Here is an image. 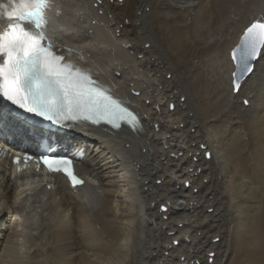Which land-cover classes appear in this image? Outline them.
<instances>
[{
    "label": "bare ground",
    "instance_id": "bare-ground-1",
    "mask_svg": "<svg viewBox=\"0 0 264 264\" xmlns=\"http://www.w3.org/2000/svg\"><path fill=\"white\" fill-rule=\"evenodd\" d=\"M47 17L54 51L143 131L55 133L83 153L77 188L0 166V264H264V52L239 90L230 57L264 0H51ZM0 132L42 136L1 108Z\"/></svg>",
    "mask_w": 264,
    "mask_h": 264
},
{
    "label": "snow or ice",
    "instance_id": "snow-or-ice-1",
    "mask_svg": "<svg viewBox=\"0 0 264 264\" xmlns=\"http://www.w3.org/2000/svg\"><path fill=\"white\" fill-rule=\"evenodd\" d=\"M50 4L51 0H0V17L8 21L0 28V96L57 124L65 121L103 123L116 130L124 125L132 131H143L137 115L109 90L99 86L89 72L55 53L46 31V11ZM57 31L53 29L54 35ZM262 52L264 21L254 20L232 49L234 90H239L241 81L253 71V62ZM30 159L32 157L25 156L26 161ZM74 159L76 157L42 155L39 162L49 172L65 175L75 187L83 181L74 173ZM14 162L18 163V158Z\"/></svg>",
    "mask_w": 264,
    "mask_h": 264
},
{
    "label": "rangeland",
    "instance_id": "rangeland-1",
    "mask_svg": "<svg viewBox=\"0 0 264 264\" xmlns=\"http://www.w3.org/2000/svg\"><path fill=\"white\" fill-rule=\"evenodd\" d=\"M131 32V31H130ZM239 137L241 138V136L239 135ZM245 141L247 140V137H244L243 138ZM246 193H248L250 196L252 195L251 193H250V191H246ZM226 264H232V257H230V259L226 262Z\"/></svg>",
    "mask_w": 264,
    "mask_h": 264
},
{
    "label": "water",
    "instance_id": "water-1",
    "mask_svg": "<svg viewBox=\"0 0 264 264\" xmlns=\"http://www.w3.org/2000/svg\"><path fill=\"white\" fill-rule=\"evenodd\" d=\"M242 35H243V34H242ZM242 35H241V36H242ZM241 36H240V37H241ZM239 40H240V38H239ZM239 40H238V42H239ZM238 42H237V43H238ZM237 43H236V45H237ZM236 45H235L233 48H235ZM233 48H232V49H233ZM232 49H231V51H230V57H231ZM231 59H232V58H231ZM253 63H254V62H253ZM233 65H234V63H233ZM234 70H235V65H234ZM234 70H233V71H234ZM244 78H245V77H244ZM244 78H243V79H244ZM232 79H233V77H232ZM170 105L173 107L172 104H170ZM172 107H171V108H172ZM206 156H208V153H206Z\"/></svg>",
    "mask_w": 264,
    "mask_h": 264
}]
</instances>
